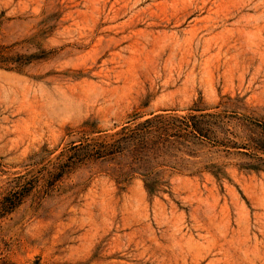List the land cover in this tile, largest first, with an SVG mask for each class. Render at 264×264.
<instances>
[{
	"label": "rangeland",
	"instance_id": "1",
	"mask_svg": "<svg viewBox=\"0 0 264 264\" xmlns=\"http://www.w3.org/2000/svg\"><path fill=\"white\" fill-rule=\"evenodd\" d=\"M0 264H264V0H0Z\"/></svg>",
	"mask_w": 264,
	"mask_h": 264
}]
</instances>
